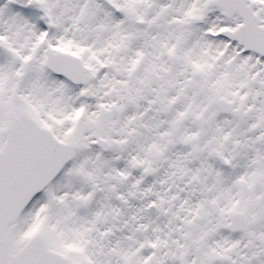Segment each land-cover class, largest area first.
Here are the masks:
<instances>
[{"label": "snow or ice", "instance_id": "1", "mask_svg": "<svg viewBox=\"0 0 264 264\" xmlns=\"http://www.w3.org/2000/svg\"><path fill=\"white\" fill-rule=\"evenodd\" d=\"M0 264H264V0H0Z\"/></svg>", "mask_w": 264, "mask_h": 264}]
</instances>
